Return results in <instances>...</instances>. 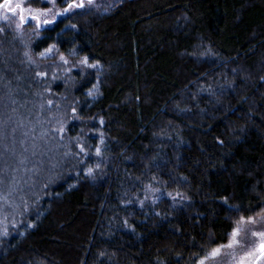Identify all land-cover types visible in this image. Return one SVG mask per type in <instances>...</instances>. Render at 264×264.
I'll list each match as a JSON object with an SVG mask.
<instances>
[{
  "label": "trees",
  "instance_id": "16d2710c",
  "mask_svg": "<svg viewBox=\"0 0 264 264\" xmlns=\"http://www.w3.org/2000/svg\"><path fill=\"white\" fill-rule=\"evenodd\" d=\"M52 46L99 68L69 95L104 142L60 172L0 264H198L264 210V0H125L33 49Z\"/></svg>",
  "mask_w": 264,
  "mask_h": 264
},
{
  "label": "rangeland",
  "instance_id": "374dc122",
  "mask_svg": "<svg viewBox=\"0 0 264 264\" xmlns=\"http://www.w3.org/2000/svg\"><path fill=\"white\" fill-rule=\"evenodd\" d=\"M124 1L92 0L89 4L84 0L83 7L68 9L72 0H12L11 7L19 3L22 13L20 9L15 13L0 9V252L11 236L29 224L31 214L47 197L60 172L71 162L85 161L90 148L98 155L104 142L100 129H85L87 122L91 126L95 121L83 122L69 95L78 76L89 78L99 68L53 46L40 52L33 46L44 29L70 14L86 9L105 13ZM33 15L37 19H32ZM92 93L95 97L96 92ZM71 125H78V137H70ZM83 133H91L97 142L88 145ZM240 221L236 224L241 229L239 244L224 248L206 264H264L256 251L260 240L252 235L264 232V210L244 218L245 223Z\"/></svg>",
  "mask_w": 264,
  "mask_h": 264
},
{
  "label": "snow or ice",
  "instance_id": "6c2138e0",
  "mask_svg": "<svg viewBox=\"0 0 264 264\" xmlns=\"http://www.w3.org/2000/svg\"><path fill=\"white\" fill-rule=\"evenodd\" d=\"M11 3L12 0H4L3 3H0V9H7L9 11H12L13 13L16 12V9H20L21 13L23 12V8L21 7V5L19 3H17L15 5V7H11ZM88 3L91 4L92 0H88ZM84 6V0H79V2H77V0H72L71 3H68L67 8L68 9H73V8H79V7H83ZM67 10V9H66ZM31 11V10H29ZM62 13H57V15H60ZM21 20L23 21L24 17L23 15H21ZM32 19H37V15H33L31 17ZM45 24L48 23L47 20L44 21ZM49 51H51V49H49ZM63 59V58H62ZM84 63H87V60L85 59ZM94 66V65H93ZM83 150V149H82ZM97 152L99 153V150H97ZM240 223H245L244 218H241ZM247 223H254L253 220H248ZM241 229L239 227H237L236 229H234L232 231L231 234V240L229 241V243L227 245H221L215 249H213L210 253H208L204 259L200 260L199 264H206V261L211 260V259H215L216 257L221 255V252L224 248H233L234 246L239 244V240L237 239V237L240 234ZM253 236H257L260 240L259 246L257 248L256 251L259 252L260 254V258H264V232H253L252 233ZM249 255H254V253H249ZM241 264H243V261H241Z\"/></svg>",
  "mask_w": 264,
  "mask_h": 264
}]
</instances>
